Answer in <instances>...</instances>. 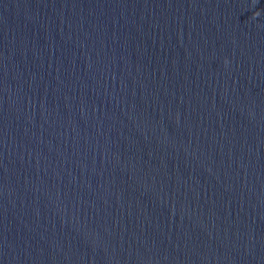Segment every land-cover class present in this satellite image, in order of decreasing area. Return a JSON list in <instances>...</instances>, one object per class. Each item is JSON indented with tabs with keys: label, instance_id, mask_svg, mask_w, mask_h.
<instances>
[{
	"label": "water",
	"instance_id": "obj_1",
	"mask_svg": "<svg viewBox=\"0 0 264 264\" xmlns=\"http://www.w3.org/2000/svg\"><path fill=\"white\" fill-rule=\"evenodd\" d=\"M0 264H264V0H0Z\"/></svg>",
	"mask_w": 264,
	"mask_h": 264
}]
</instances>
